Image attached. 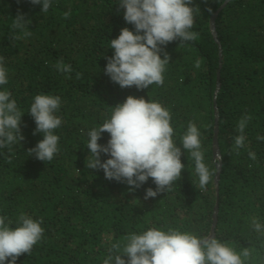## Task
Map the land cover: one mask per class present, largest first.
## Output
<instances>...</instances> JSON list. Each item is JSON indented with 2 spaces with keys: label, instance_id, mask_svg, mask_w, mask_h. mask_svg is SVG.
Returning <instances> with one entry per match:
<instances>
[{
  "label": "trees",
  "instance_id": "trees-1",
  "mask_svg": "<svg viewBox=\"0 0 264 264\" xmlns=\"http://www.w3.org/2000/svg\"><path fill=\"white\" fill-rule=\"evenodd\" d=\"M224 2L193 0L191 6L199 8L191 29L198 33L196 40L181 44L177 39L162 46L170 56L163 85L138 90L121 88L104 71L107 58L114 55L110 41L125 27L134 31L124 20L119 0H52L47 13L31 0H0V56L8 74L0 90L10 91L21 110L24 136L10 151L0 149V216L14 228L24 213L42 219L44 229L31 254H21L16 264H103L112 244L153 227L207 236L217 197L213 237L238 254L245 248L252 251L245 264H264V234L252 227L253 218L264 225V140L257 139L264 136V0L224 4L214 18L219 56L210 17ZM17 14L31 21L27 30L32 34L13 41V34L23 36L11 27ZM197 59L199 68L194 67ZM58 61L71 65L72 71H58ZM218 70L217 141L222 159L216 192V173L200 189L194 161L180 139L193 121L201 133L204 163L210 171L216 169L212 139ZM77 73L82 74L79 79ZM38 94L61 98L55 115L62 123L54 130L59 151L45 162L28 152L43 139L41 133L33 134L36 124L29 113ZM130 95L159 102L170 111L173 139L182 150L185 167L180 178L170 191L154 198L145 199L148 188L156 189L152 178L133 189L126 182L106 179L102 169L86 166L88 132ZM245 115L251 116L245 144L236 150L237 124ZM109 139L104 132L98 143L106 145ZM249 152L256 154L255 160ZM108 158L101 153L102 162Z\"/></svg>",
  "mask_w": 264,
  "mask_h": 264
},
{
  "label": "clouds",
  "instance_id": "clouds-1",
  "mask_svg": "<svg viewBox=\"0 0 264 264\" xmlns=\"http://www.w3.org/2000/svg\"><path fill=\"white\" fill-rule=\"evenodd\" d=\"M31 3L42 5V13H47L52 0H31ZM192 3L193 0H119L120 8L125 10L124 20L134 25V31L125 27L117 38L110 41L114 55L107 58L104 71L111 81L121 88L135 86L138 90L153 84L162 86L163 74L170 61L162 46L177 39L182 44L197 38L198 33L191 29L199 8L192 7ZM208 11L211 13L212 9ZM64 16L68 18L69 13ZM30 23L24 15L17 14L11 27L22 31L23 36L13 34L11 39L15 41L31 36V31L27 30ZM55 67L63 73L72 71L71 65L62 61H58ZM194 67H200L199 59ZM81 75L77 73V79ZM7 83L4 57L0 56V86ZM60 105L59 96L45 94L36 95L31 104L29 113L36 124L33 134L41 133L43 139L28 152L40 161H51L59 151V137L54 130L62 123L61 118L55 115ZM22 116L11 92L0 90V149L8 147L10 151L13 144H21L24 140L20 127ZM171 119L170 111L159 102L128 96L123 103L112 107L110 118L88 132L86 147L90 155L86 166L102 169L106 179L126 182L133 189L152 178L156 189L148 188L145 199L170 191L172 183L180 178L185 167L181 162V147L173 139ZM250 120L251 116L245 115L237 124L236 150L245 144L244 132ZM104 132L110 134V139L106 145H101L98 141ZM200 135L196 124L189 121L180 144L194 161L199 187L204 190L219 171L222 155H216V169L210 171L204 163ZM257 139L264 140V136ZM101 153L110 158L102 162ZM248 155L256 159L254 152ZM6 219L0 216V264L6 261L16 264L21 254L30 255L33 246L41 240L44 231L42 219L34 220L21 213L16 221L18 226L14 228L10 227L12 221L6 223ZM252 227L264 234V225L256 218L252 220ZM251 256L252 251L248 248L238 254L227 243H221L211 235L198 236L174 228L164 231L153 227L140 234L129 233L123 237V242L112 244L103 264H245Z\"/></svg>",
  "mask_w": 264,
  "mask_h": 264
},
{
  "label": "water",
  "instance_id": "water-1",
  "mask_svg": "<svg viewBox=\"0 0 264 264\" xmlns=\"http://www.w3.org/2000/svg\"><path fill=\"white\" fill-rule=\"evenodd\" d=\"M228 0H225V2L214 12V14L210 17V30L211 33L215 39V41L218 43V47H219V56H221V52H220V45H219V41L217 39V35L215 32V27H214V18L217 15V13L221 10V8L224 6V4L227 2ZM220 88V76H219V70L217 73V84L215 87V91H214V98H213V105H214V109L216 111L215 113V127H214V135H213V139H212V151H213V156L216 159V155L220 154L219 153V147H218V141H217V130H218V113H217V106H216V96H217V92ZM219 171L215 174L214 177V184L216 186V192H218V188H217V184H218V179H219V173H220V168H221V160L219 161ZM217 166V165H216ZM217 212H218V197L216 200V204L214 207V212H213V225H212V229L210 232L211 236H214V226L217 220Z\"/></svg>",
  "mask_w": 264,
  "mask_h": 264
}]
</instances>
